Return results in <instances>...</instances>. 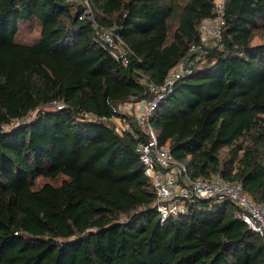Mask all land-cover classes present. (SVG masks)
I'll list each match as a JSON object with an SVG mask.
<instances>
[{
    "label": "trees",
    "instance_id": "trees-1",
    "mask_svg": "<svg viewBox=\"0 0 264 264\" xmlns=\"http://www.w3.org/2000/svg\"><path fill=\"white\" fill-rule=\"evenodd\" d=\"M85 6L91 17L79 18ZM212 8L0 0V264H264L262 239L227 198L159 218L137 149L148 133L118 109L150 96L146 82L163 81ZM224 17L222 45L148 121L191 178L219 173L264 202V0H227ZM93 22L113 29L127 63ZM31 24L34 38L19 39Z\"/></svg>",
    "mask_w": 264,
    "mask_h": 264
},
{
    "label": "built area",
    "instance_id": "built-area-1",
    "mask_svg": "<svg viewBox=\"0 0 264 264\" xmlns=\"http://www.w3.org/2000/svg\"><path fill=\"white\" fill-rule=\"evenodd\" d=\"M226 2L227 0H213L212 15L204 18L199 24L198 39L189 44L186 53L169 70L163 81L146 82L150 96L133 105L136 122L149 137L146 141L139 142L137 149L143 161V172L154 186V207L161 220L184 212L188 204L196 199L227 198L236 207L235 217L240 218L252 229L264 244V202L254 201L243 190L239 181L223 179L219 173H215L210 179L201 176L191 178L184 164L176 160L167 147L157 144L148 121L158 100L172 88L174 82L201 62L210 50L222 45ZM80 14L79 18L91 17V10L85 6ZM92 24L99 41L109 47L115 58L123 64L127 63V54L115 41L116 34L113 29L98 27L94 22ZM124 125L128 127L127 122H124Z\"/></svg>",
    "mask_w": 264,
    "mask_h": 264
},
{
    "label": "rangeland",
    "instance_id": "rangeland-1",
    "mask_svg": "<svg viewBox=\"0 0 264 264\" xmlns=\"http://www.w3.org/2000/svg\"><path fill=\"white\" fill-rule=\"evenodd\" d=\"M38 30H37V26L36 24H31V25H25L23 26V28L21 29V31L18 33V38L24 41H30L34 38V36L37 34ZM119 111H121V113L123 115H129L130 117L134 116V105L131 103H123L120 104L118 106ZM113 123L116 127V129H118L119 131H121V129L126 128L124 125V121H122L121 118H113Z\"/></svg>",
    "mask_w": 264,
    "mask_h": 264
}]
</instances>
